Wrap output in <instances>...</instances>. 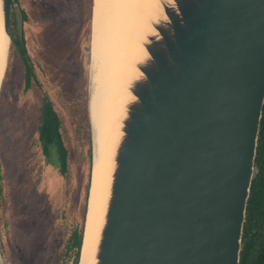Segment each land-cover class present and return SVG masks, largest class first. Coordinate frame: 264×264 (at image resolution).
Here are the masks:
<instances>
[{"label":"water","instance_id":"water-1","mask_svg":"<svg viewBox=\"0 0 264 264\" xmlns=\"http://www.w3.org/2000/svg\"><path fill=\"white\" fill-rule=\"evenodd\" d=\"M12 1L1 0L9 43ZM152 12L77 264H239L264 102V0H156ZM93 149L91 131V166Z\"/></svg>","mask_w":264,"mask_h":264},{"label":"rangeland","instance_id":"rangeland-1","mask_svg":"<svg viewBox=\"0 0 264 264\" xmlns=\"http://www.w3.org/2000/svg\"><path fill=\"white\" fill-rule=\"evenodd\" d=\"M23 4L29 17L26 47L38 83L24 89L23 67L12 49L9 75L4 73L0 86V256L3 264H71L64 256L67 224L80 217L91 150L93 0L84 6L82 0ZM42 92L59 114L68 147L64 202L44 180L55 168L45 164L35 141Z\"/></svg>","mask_w":264,"mask_h":264},{"label":"bare ground","instance_id":"bare-ground-1","mask_svg":"<svg viewBox=\"0 0 264 264\" xmlns=\"http://www.w3.org/2000/svg\"><path fill=\"white\" fill-rule=\"evenodd\" d=\"M155 2L156 0H93V77L91 76L89 113L94 154L90 169V204L82 250L83 263L85 260L87 262L95 198L106 180L116 127L119 125L123 104L128 98L125 85H128L130 78L136 73L134 63L141 56V38L149 26L148 18L153 15ZM8 44L9 38L2 27L0 0V84L6 71Z\"/></svg>","mask_w":264,"mask_h":264},{"label":"trees","instance_id":"trees-1","mask_svg":"<svg viewBox=\"0 0 264 264\" xmlns=\"http://www.w3.org/2000/svg\"><path fill=\"white\" fill-rule=\"evenodd\" d=\"M262 112L264 113V105ZM40 121L39 139L43 151L47 153L49 149H55L60 170L65 171L66 149L59 130V122L49 107L44 109ZM262 125L263 118L261 117L254 161L255 173L252 178L250 194L246 205L239 264H264V156L262 151ZM85 210L86 204L83 207L80 222L74 224V226L72 223L70 233L64 244V256L70 259L71 264H77L78 262L83 236Z\"/></svg>","mask_w":264,"mask_h":264},{"label":"flooded vegetation","instance_id":"flooded-vegetation-1","mask_svg":"<svg viewBox=\"0 0 264 264\" xmlns=\"http://www.w3.org/2000/svg\"><path fill=\"white\" fill-rule=\"evenodd\" d=\"M84 2L85 0H82V4L84 6ZM15 6L18 7L19 10V14H20V27L18 26L17 23V18H16V13H15ZM82 6V7H83ZM92 8V7H91ZM84 9V8H83ZM29 17L27 15V12L25 10L24 4H23V0H13L12 1V5H11V9H10V21H9V36H10V47H9V51H8V59H7V65H6V71H5V77H7L9 75V71H10V66H11V60H12V49H15V51L18 54V57L20 59V62L22 64L23 67V73H24V89H28L31 87V83L34 81L36 83H38V80L36 78V73H35V68L30 60V56H29V52L27 50L26 47V40H25V25L28 21ZM4 77V78H5ZM40 105L38 107V116H37V127H36V145L40 148L41 153L44 157V161L45 164H49L52 165L55 168V171L49 174H46V178L44 177V180L46 179L47 182H49V185H53L56 195L59 196V198H61L64 202V198L63 194H64V190L66 189V177H67V173H68V169H69V160H68V147L66 145V142L64 140V136H63V130H62V122L61 119L59 117V114L57 112V110L55 109L51 99L49 98V96L42 92L41 93V98H40ZM264 105V102H263ZM49 107L50 110L54 113V115L56 116L57 121L59 122V130L61 132L62 135V141H63V145L66 149V169L65 171H61L60 170V165H59V160H58V156L56 154L55 149L51 148L49 149V151L47 153H45L43 151L42 148V144L40 142L39 139V128L41 125V116L43 114V111L45 108ZM263 109V106H262ZM261 117L263 118V125H262V130H263V140H262V151H263V156H264V113L262 112ZM261 122V119H260ZM260 128V126H259ZM256 157V156H255ZM88 173H87V177H86V183H85V187H84V192L81 198H79V205H81V211H80V217L77 221H70L67 224V234H66V238L65 241L70 233V228L73 226L74 224H77L80 222L81 220V215H82V210L84 205L86 204L87 206V198H88V192H89V184H90V169H91V161H90V147L88 149ZM254 173H255V164H254ZM253 173V175H254ZM60 216L62 219H64V212H65V203L63 204V207H60ZM86 212V210H85ZM85 218V216H84Z\"/></svg>","mask_w":264,"mask_h":264}]
</instances>
